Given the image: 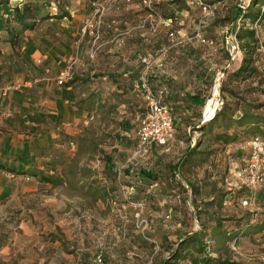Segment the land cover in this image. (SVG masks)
Segmentation results:
<instances>
[{
    "label": "crops",
    "instance_id": "1",
    "mask_svg": "<svg viewBox=\"0 0 264 264\" xmlns=\"http://www.w3.org/2000/svg\"><path fill=\"white\" fill-rule=\"evenodd\" d=\"M38 1L50 6L65 2L67 7L60 5L57 13H49L50 21L56 17L59 21L71 22L73 17L74 22L78 18L76 16L90 10L89 0H70V2L68 0H0V8H3L2 12L4 11L3 15L6 18L12 14L13 8L21 9L25 4L37 5ZM178 5L182 4L173 2L159 5L166 8L164 17L178 15L182 21L181 26L175 28L180 43L173 45L168 41L167 29L160 28L158 33L153 35L148 28H138L139 18L145 14L139 0H132L129 5L122 4L119 12L112 11L103 18L100 30L102 39L97 48H91L90 32L79 31L77 28L70 29L67 34H63L60 30L42 33L35 28L31 31H21L15 40L16 42L23 40V44L11 43L10 39H7V45L4 47L5 56L0 57V86L21 84L24 87L11 91L6 98L0 99V199L4 193L14 191L17 186H14V183L23 179L32 183L22 187L26 191L31 189L53 192L57 189L69 191L73 189L78 192H97L102 196L109 195L111 191H118L122 181L132 178L140 182L142 178L139 173H131L128 170L122 173L115 172V168L113 171L106 169L107 173L102 177L73 175L64 171L73 155L67 157L62 152H70L69 147L72 148L73 144H69L67 139L79 137L84 127L87 130H100L102 133L112 131L119 147H128L129 143L124 135L136 127L135 123L144 116L146 110L143 96L138 91L140 75L143 71L140 59L144 56L154 60L167 48L161 67L152 66L147 79L154 93L161 89L166 91L163 101L172 108L176 133L190 130L195 121H201L203 114L201 104H206L207 100L212 98L211 86L216 83L220 74L222 80H219V99L229 105L231 85L239 84L232 78V74L240 67L243 54L239 53L236 60L228 64V54L224 49L223 40L228 33L227 28L233 32L237 10L225 12L227 8L222 10L223 5L219 6L220 1L213 4L214 17L204 29V37L210 44L202 45L185 42L201 17L200 12L188 8L178 10ZM159 6L155 8L156 14ZM67 9L69 15L61 19L57 18V15ZM47 10L49 9H41L39 14L44 15ZM68 17L71 20H68ZM225 17L229 19V26L221 25ZM5 18H0V21ZM10 24L13 28L15 26L13 32L20 30L12 17ZM235 31L236 29L233 34ZM62 37H73V50L72 46L61 45L58 39ZM47 41L51 42L49 47L36 48L33 45L35 42L46 44ZM120 42L122 45L118 46ZM79 44H85L84 51L83 48L78 49ZM80 68H85L80 72L85 73L86 82V107L83 111L75 106L78 97L75 85L80 83L81 79L75 78L73 81L71 72L72 69ZM66 70L71 72L70 78L64 85L57 86L55 84L57 78ZM32 71L36 74H32ZM250 95L252 98V94ZM240 104H248L247 91ZM83 125L85 126L82 127ZM57 144L62 145L57 146ZM233 144L238 143L231 142L229 149L224 152L214 150L213 154L209 152L210 149L215 147L221 149L224 145L221 141L211 140L208 149L200 152H193L190 150L192 146L188 144L187 151L177 159V162L181 159L184 164L191 166L195 159L204 160L210 155L209 158L215 161L223 157L238 162L240 168L243 158L248 154V142L245 144L246 152L243 156V150H237L240 144L232 148ZM148 149L143 156L157 159L160 154L173 152L176 148L171 142ZM99 151L102 153L104 166L113 165L111 156L100 149ZM62 156L67 159L71 156V158L65 160ZM104 158L110 161L106 163ZM133 160L136 161L135 156ZM45 167L55 172L54 178L42 171ZM5 179L11 183L10 186L4 183ZM89 180L93 182H84ZM111 182L115 189L111 190ZM215 184L214 180L211 185H205V189L210 186L212 188L205 190L202 197L205 204L202 210L198 208L202 219L197 224L211 235L212 230L220 225L219 236L215 235L213 241L211 240L218 247L225 241L235 243L244 238L253 240L260 230H264V227H260L264 222L258 223L247 219L248 212H251L250 208L231 209L230 203L217 196L218 190ZM225 224L231 227L227 228ZM217 238L219 240L216 243ZM218 252L216 251L217 254Z\"/></svg>",
    "mask_w": 264,
    "mask_h": 264
},
{
    "label": "rangeland",
    "instance_id": "2",
    "mask_svg": "<svg viewBox=\"0 0 264 264\" xmlns=\"http://www.w3.org/2000/svg\"><path fill=\"white\" fill-rule=\"evenodd\" d=\"M204 1L211 5L220 1L219 6L223 5L222 10L227 8L225 12H229L236 9V16L249 2V0ZM173 2L182 4L178 5V10L187 8L186 0H170L163 5ZM38 3L39 10L46 8L51 13H57L59 5L67 7L65 2L55 3L52 6L43 4L41 1ZM254 8L257 9V7ZM2 9L0 8V18H5ZM111 9H115L116 12L120 10L115 6ZM165 9V6L157 8L158 14L163 18ZM68 10L64 12L69 15ZM90 10L76 16L78 18L74 22L73 17L70 22L59 21L53 16L52 21L49 19L38 21L34 28L42 33L60 30L63 34H67L73 28L84 31ZM143 10L145 11L144 8ZM111 12L109 11L107 15ZM174 16L180 19L178 15ZM71 19L68 17V20ZM210 20H206V24ZM228 21L229 19L225 17L221 25L229 26ZM245 22L243 23L241 18L236 20L232 31L234 32L235 29L245 24L249 27L247 23L250 21ZM255 30L261 44H264V23L256 26ZM176 31L175 29V34ZM226 31L228 33L225 34L223 44L226 38L228 40L226 45H223L224 49L228 53V58L232 51L237 56V40L233 32H230L228 28ZM4 32H0V57L5 56L4 47L7 45L6 41L1 39L5 36ZM58 40L61 45L72 46L73 50V37H62ZM22 42L23 40L19 41V44H23ZM50 43L48 41L46 44L35 42L33 45L36 48H44L49 47ZM81 48L84 51L85 44H79L78 49ZM252 59L257 73L245 83L231 85L228 104L233 109L243 110V106L239 105V98H244L245 91H247L248 103L251 106L244 111L255 114L256 118L262 121L260 129L264 134V51L262 49L255 51ZM80 70H85V68L72 69L71 72L73 81L75 78L81 79L80 83L75 82L77 83L75 90L78 94L75 106L83 111L86 107V82L85 73ZM66 71L71 76V72ZM32 74L36 72L32 71ZM214 86L213 83L212 92ZM202 120L201 116V121H195L190 130L176 133L175 129L173 139L168 143L173 142L176 149L170 153L160 154L157 159L143 156L149 150L148 148L140 150L137 147L136 133L142 124L143 117L135 123L134 129L132 128L124 135L129 143L127 148L119 147L118 140L112 135V131L102 133L100 130H87L83 125L84 128L79 137L67 139L69 144L74 145L75 151L73 152L72 145V148L69 147L70 152H62L66 156L73 155L72 158L70 156L71 160L62 156L65 160H69L64 171L73 173V175L102 177L107 170L103 164L100 149L111 156L115 172L122 173L128 170L131 173H138L143 168L155 172V180L148 182L141 179L139 182L131 178L122 181L118 191H111L103 199H100L101 194L97 192H78L73 189L71 191L57 189L53 192L31 189L26 191L22 187L32 185L31 181L27 179L16 181L14 183V186L17 185L16 189L10 193H4L0 199V264H162L168 261L170 254L176 257L173 264H195L192 259L199 258L196 251L198 244L190 243L185 239L192 237L191 234H196L202 244L209 245L205 252L209 258L219 263L264 264V230H260L253 240L244 238L235 243L225 241L221 247H218L216 244L210 246L212 244L209 240L210 232L197 224L202 219L198 208L202 210L205 204L202 197L205 190L212 188L210 186L205 189V185H211L214 180L215 188L218 190L217 196L230 203L231 209L250 208L251 212H248L247 219L258 223L264 222V183L257 184L254 189L238 190L229 186L230 180L233 179V172L239 169L240 163L223 157L215 161L209 158V155L204 160L195 159L191 166L182 162L177 168V159L187 151L188 144L192 146L190 150L193 152L205 151L210 141L216 140V136H224L222 133L228 136H231L233 132L237 133L239 137L235 143L240 144L237 150H243L242 156L245 154V144L253 135L241 136L239 133L243 129L233 124L231 129L226 130L227 121L221 118L216 120L210 131L207 129L201 133ZM209 124L210 122L205 123V125ZM254 135L264 140V135L258 133ZM92 143H95L97 147H94ZM238 144H233L232 148L239 146ZM60 145L62 144H57V146ZM229 145L230 142L228 145H223L221 149L215 147L209 152L212 154L214 150L224 152L231 147ZM139 155L141 157H137ZM134 156L136 161L133 160ZM42 171L51 175L52 178L55 177V172L49 167L43 168ZM171 178L174 179L171 180ZM4 183L11 185L6 179ZM172 187L173 191H171ZM110 188L115 189L113 182ZM229 227L231 226L228 225L227 228ZM183 239H185L184 245L189 244L187 246L189 251L184 249L181 253L184 245L180 240ZM218 240L219 238L216 239V243ZM216 251H219L218 254ZM206 264L217 263L210 261Z\"/></svg>",
    "mask_w": 264,
    "mask_h": 264
},
{
    "label": "built area",
    "instance_id": "3",
    "mask_svg": "<svg viewBox=\"0 0 264 264\" xmlns=\"http://www.w3.org/2000/svg\"><path fill=\"white\" fill-rule=\"evenodd\" d=\"M170 0H139V4L145 9L146 13L143 17L139 18L138 28H148L151 34H157L160 28L167 29V38L170 44L180 43L177 40L175 34V27H180L182 24L181 19L177 16L161 17L155 12V8ZM132 0H101L91 2L90 15L84 26L86 32L91 34V48H97L101 43V28L103 24V18L109 11H115L111 9L114 6L119 8L122 4L129 5ZM119 5H121L119 7ZM186 6L189 10H198L201 17L198 19L193 32L189 37L185 39L186 43H198L202 45L210 44L204 37L203 28L206 24V20L213 17V6L205 2L204 0H186ZM235 38V37H234ZM227 38L224 44L227 43ZM120 42L118 46H121ZM237 54H239L238 43L236 44ZM261 49L264 51V44H261ZM167 52V48L162 50L154 60H150L148 56H144L140 59L143 65V71L140 75L139 90H141L143 99L146 104V112L141 126L137 130L136 139L138 142V149L151 148L154 145L164 146L173 139L175 134V124L173 119V112L169 105L163 103L161 98L166 94L165 90L154 93L148 84L147 76L152 66L161 67L162 60ZM237 56L234 51L229 53V62L235 61ZM229 67V66H227ZM222 75L220 74L214 86L212 92V98L207 100L208 102L214 99V114L219 110L223 101L219 99V80ZM70 78L67 71L62 72L57 78V85H63ZM24 87L21 84H6L0 86V98L7 97L11 91H16ZM204 114V113H203ZM203 122L206 118L203 117ZM232 180H230L229 186L235 189H254L257 184L264 183V141L258 137H254L248 141V154L243 158L241 167L233 172Z\"/></svg>",
    "mask_w": 264,
    "mask_h": 264
},
{
    "label": "trees",
    "instance_id": "4",
    "mask_svg": "<svg viewBox=\"0 0 264 264\" xmlns=\"http://www.w3.org/2000/svg\"><path fill=\"white\" fill-rule=\"evenodd\" d=\"M89 1L91 3V2L101 1V0H89ZM59 7H60V5L58 6V9H59ZM254 7H257V9H255ZM53 9H55V8H53ZM242 9L243 10L237 14L236 20L241 18L243 20V23H246L245 22L246 20H248L250 22L247 23V24H249V27L246 24L242 25L233 34L235 39L237 40V43H238L239 53L243 54V58H242L240 67L238 68V70L236 72H234L232 74V78L235 81H237V83H239V84L245 83V81H247V80L249 81L253 77V75L257 73V68L254 66L252 55L255 51L258 52L261 49V41L256 36L255 27L261 25V23H264V0H249L248 5ZM40 12H41V10H39L37 5H31V4H25L22 6L21 9H18L17 7L13 8L12 14L7 16L2 21H0V25H1L0 31L6 32V33L4 32L5 36H3V41H7V39H10L9 42L18 44L19 42H16L15 38L17 39V37L20 35L21 31L22 32L23 31H31L34 29V27L36 26L38 21L47 20V19L51 18V16L49 15L50 12L47 11L44 15H40L39 14ZM65 15H67L65 12H61L60 15H57V18L61 19V18L65 17ZM10 17H12L13 22H15L16 24L19 25L20 30L13 32L15 26H14V28L11 26ZM9 30H12V32H9ZM228 60H229V58H228ZM232 63L233 62L228 61V64H232ZM161 90H163V89H161ZM161 90H159V91H161ZM138 91L142 95V92H141V90H139V87H138ZM230 94H231V92H230ZM165 95L166 94L163 95V97L161 98V101L163 103L169 105L168 103L163 101V98L165 97ZM242 99L243 98H239V103ZM201 105L204 106L205 104L204 105L201 104ZM239 105L243 106V110L238 111L236 109L231 108V106H229V105L227 106L223 102L222 107L215 112V114L213 115L212 118H210V120L201 122L202 124L200 125V127H202V128L200 129V131L201 132L207 131V129H208V131H210L213 124L216 122V120L218 118H221L222 120L227 121V124H225L226 130L231 129V125L233 124V126L243 129L239 133L241 136L244 137L246 135H253L250 139H252L254 137H258V138L262 139L260 136L254 135L257 133L260 135H264L260 129V125H261L262 121L257 119L256 118L257 116L255 114H250V113L244 111L246 108L251 106V105H249V103L244 104V105L243 104H239ZM170 108H171V106H170ZM145 112H146V110H145ZM144 115H145V113H144ZM143 118H144V116H143ZM173 119H174V115H173ZM206 122H210V124L205 125ZM174 124H175V120H174ZM222 134L224 136L219 135V136H216L215 139L217 141H221L224 145H228L229 142L230 143L236 142V140L239 137V135L235 132H233V134L231 136H228V134H226V133H222ZM92 144L94 147H97V145L95 143H92ZM154 146H156V145H154ZM104 161L107 163L110 161V159L104 158ZM181 162H182L181 159L177 162V168L179 167ZM111 166L106 164L105 167H106V169L113 171L114 167H113V165H111ZM138 173L140 174L143 181L150 182V181L155 180V178H156L155 172H152L150 170L141 169L138 171ZM103 197H106V195H104V196L101 195L100 199H103ZM261 226L264 227V223L260 224V227ZM219 228H220V225L216 229L212 230V235H211L210 240L213 241V238L215 237V235L219 236V233H218ZM216 233H218V234H216ZM224 237L226 239H228L226 236H224ZM185 239L190 243L196 242L198 244L196 251L198 252L199 258L194 259V260L192 259V262H194L195 264H206V263H210V261L217 263V264H225V263H221V262L219 263L218 261L212 260L211 258L208 257V254H207V252H205V249L209 245L208 244L207 245L202 244V242L200 240H198L200 238H198L196 236V234H192V237L185 238ZM185 239L180 240L182 245H184L183 243H184ZM210 243H211V241H210ZM219 243H221V242H219ZM213 244H215V243L210 244V246H212ZM223 244L224 243H221V245L219 247H221ZM188 245L189 244H186L182 247L181 253H183L184 249L188 248L187 247ZM181 253H180V255H181ZM174 260H176V257L173 256V254H170L168 261H165L162 264H173L172 262Z\"/></svg>",
    "mask_w": 264,
    "mask_h": 264
},
{
    "label": "bare ground",
    "instance_id": "5",
    "mask_svg": "<svg viewBox=\"0 0 264 264\" xmlns=\"http://www.w3.org/2000/svg\"><path fill=\"white\" fill-rule=\"evenodd\" d=\"M213 104H214V99L208 102V104L203 107V113H204V117L206 118V121L210 120V118H212L214 115Z\"/></svg>",
    "mask_w": 264,
    "mask_h": 264
},
{
    "label": "water",
    "instance_id": "6",
    "mask_svg": "<svg viewBox=\"0 0 264 264\" xmlns=\"http://www.w3.org/2000/svg\"><path fill=\"white\" fill-rule=\"evenodd\" d=\"M203 117H204V114H203ZM205 118V117H204Z\"/></svg>",
    "mask_w": 264,
    "mask_h": 264
}]
</instances>
